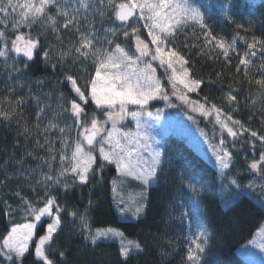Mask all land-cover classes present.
Masks as SVG:
<instances>
[{"label": "snow or ice", "instance_id": "snow-or-ice-1", "mask_svg": "<svg viewBox=\"0 0 264 264\" xmlns=\"http://www.w3.org/2000/svg\"><path fill=\"white\" fill-rule=\"evenodd\" d=\"M239 7L242 5L234 0L208 4L203 10L191 0H0V67L7 75L6 94L0 101L7 108L0 111V120L11 122L15 118L20 134L25 139L34 137L36 148L44 153L26 151L18 159L13 154L2 166L0 186L17 180L28 183L33 192L37 187L43 188L44 195L34 203L22 191H16V209L4 201V215L10 222L16 212L23 213L25 222L11 224L0 237V264H24L30 253L35 264H67L68 248H60L57 240L64 231L65 215L70 218L72 235L79 234L86 247L94 249L100 243L115 241L119 264H130L133 258L148 251L147 242L129 238L120 228L93 227L91 213L99 205L91 194L82 207V195L81 202L69 201L77 189L82 193L89 188L91 192L93 181L103 183L104 170L113 167L116 175L110 181V191L120 221L146 218L151 190L161 184L165 165L172 166V159L165 158L160 141L152 134L155 125L150 121L159 119L165 110H150L153 101L175 108L174 97L190 112L205 119L212 117L219 129L218 143L210 140L203 129L200 133L219 171L225 208L249 194L256 196L258 206L264 208V182L242 186L239 180L227 175L237 154L232 149L237 143H246L250 151L243 157L246 169L264 180V132L245 126L233 116L241 106L239 89L230 87L225 91L222 99L231 109L227 112L206 96L202 101L190 99L188 94H199L205 81L195 75L194 64L177 47L183 34L184 48H197L198 56L206 54L210 60L223 58L225 68L216 73L217 80L222 81L227 71L230 78L241 84H254L256 89H249L244 104L251 101L255 106L259 101L264 123V38L255 35L254 19H237ZM210 10L234 25L236 31L231 40L213 31L206 15ZM129 42L134 45V52L127 47ZM238 43L244 48L238 47ZM233 55L237 59L235 65ZM38 60L45 71L62 77L59 83L70 87L69 96L60 90L45 92L46 78L33 79L29 75ZM89 63L94 73L82 87L72 68L83 66L87 72ZM158 68L163 70L167 86L157 75ZM208 83L215 81L209 78ZM14 85L21 90L26 88L27 98L15 95ZM53 91H59L55 107L51 103ZM28 100L36 106L32 124L22 111ZM89 101L98 111L87 112ZM128 119L134 122V129L125 125ZM28 157L41 161L37 165L39 172L24 167ZM8 165H12L11 173ZM181 179L190 196L180 204L179 219L191 217L197 224L194 235L186 237L183 261L206 264L209 239L199 200L205 188L198 186V182L184 181L183 176ZM129 180L138 182L139 191L125 195L124 186ZM186 207L189 210H184ZM38 226H43L44 232L37 236ZM257 235L264 237V230ZM151 239L156 241L157 237L151 235ZM157 246L160 264H164L176 244L167 238ZM259 247L264 251V243ZM50 251H58L59 260L50 257Z\"/></svg>", "mask_w": 264, "mask_h": 264}, {"label": "trees", "instance_id": "trees-1", "mask_svg": "<svg viewBox=\"0 0 264 264\" xmlns=\"http://www.w3.org/2000/svg\"><path fill=\"white\" fill-rule=\"evenodd\" d=\"M195 6L203 9L208 4H221L224 0H191ZM239 7L237 19L241 17L252 18L255 21L254 32L255 35L264 38V0H234ZM209 17L208 23L212 26L215 33L222 35L226 40H231L236 31L234 25L227 24L223 19L219 18L217 11L210 10L206 13ZM243 22H246L243 21ZM99 27V24H97ZM26 31V29H24ZM11 34V33H9ZM43 39V38H42ZM50 39H54L50 37ZM122 39V37H121ZM185 37L183 34L179 37L177 47L184 53L194 64V73L197 77L204 79L205 83L201 89L198 90L199 94L194 93L190 95L192 100H201L207 97L209 101L220 105L224 111H231L229 106L222 99L225 91L230 87L239 89L241 106L233 116L240 119L245 126H250L264 132V123L259 114L261 106L259 101L255 106L249 101L248 105L244 104V98L249 95V89H256V86L248 85L247 82L243 84L230 78L227 71H224L222 81L217 80L216 73L224 70L225 65L223 58L220 60H210L207 55L198 56L196 53L197 48L187 49L182 46ZM192 40L191 37L188 38ZM127 47L131 49L132 43L129 42ZM238 47L244 48L243 44L238 43ZM237 63L236 57L233 55L232 64ZM235 72V67L232 68ZM255 71V70H254ZM72 73L81 79V86L83 87L84 81L94 73V67L89 63L88 71H84L83 66H76L72 68ZM29 75L35 79L37 76L45 77L47 80L45 92L49 89L63 91L67 97L70 93V87L65 83H59L62 77L58 73H53L50 70L45 71L43 65L39 63L33 65ZM258 75V73H257ZM211 78L215 83H208ZM7 75L5 69L0 67V101L4 100L6 94L5 81ZM12 84V81H8ZM15 95H23L27 98V89L21 90L18 85ZM35 89V84L32 85ZM43 95V94H42ZM59 95V91H53L51 103L55 107V97ZM6 103H0V111L6 110ZM86 110L89 114L93 113L94 107L89 103L86 105ZM23 115L29 124L35 120L36 106L34 102L28 100L22 108ZM255 113V114H253ZM46 122V121H45ZM21 130L17 127L16 120L13 118L11 122L0 120V178L3 177L5 160L13 154L18 159L26 151L39 152L40 155L44 153L36 148L35 138L25 139V136L20 134ZM59 146V142H57ZM231 147V142H229ZM163 151L165 158L172 159V166L165 165V175L162 178L161 184L151 190V200L146 209L147 216L140 220H129L127 223L120 221L117 216L115 207L112 203V194L110 191V181L115 177V170L111 167L104 170V181L101 184H95L91 189L84 188L82 193L79 189L71 196L69 203L76 204L81 202V195L83 196L80 206L87 203L89 194L93 200L97 202V207L92 213L93 227L113 226L120 228L131 239H138L141 242H147L148 251L139 257L133 258L130 264H160L158 244L164 243L167 238H172L176 244L175 250L170 253L164 264H184L183 255L186 247V237L194 235L197 231V224L194 219L181 221L180 217V204L189 199L190 193L188 189L183 186L181 177L184 181L192 180L203 185L205 191L200 195V206L204 212L202 217L204 226L208 233L209 248L208 253L204 257L206 264H247L238 255L239 249L244 243L249 241L254 234L264 226V208L257 204V197L249 194L239 198L234 206L225 208L221 203L222 193L220 178L217 176V170L206 159L201 157L187 141L180 135L170 134L163 140ZM234 153L233 165L227 170L229 177H234L240 181L241 185L248 183H261L264 182L261 177L250 173L246 169V164L243 159L244 155L250 154L249 146L245 143L241 145L237 143L235 148L232 149ZM41 161L28 157L24 167L26 169H36ZM44 171H47L45 168ZM8 172H12V165H8ZM39 178V177H36ZM227 181L225 180V183ZM132 184V183H129ZM16 191H22V194L30 198L35 203L39 197L44 195V189L37 187L33 192L28 183L12 180L11 182L0 186V237L6 234L11 224L25 222L22 217V212L13 213L11 222L9 217L4 215V201L12 205L16 209L19 205V199L13 195ZM59 191V190H57ZM225 198V197H224ZM184 210H189L187 207ZM64 231L61 233L57 240L59 247L68 248L67 264H119L118 244L113 241L109 243H100L94 249L90 246L86 247L82 238L77 235H72L73 227L70 223V218L65 215L64 217ZM44 227L38 226L37 236L43 234ZM157 237L156 241L151 239V235ZM56 245L53 248L56 249ZM34 249V245H32ZM49 256L59 260L58 251H50ZM24 264H35L34 255L27 254Z\"/></svg>", "mask_w": 264, "mask_h": 264}, {"label": "rangeland", "instance_id": "rangeland-1", "mask_svg": "<svg viewBox=\"0 0 264 264\" xmlns=\"http://www.w3.org/2000/svg\"><path fill=\"white\" fill-rule=\"evenodd\" d=\"M130 51L132 52L135 51L133 44ZM157 75L162 77V83L165 86H167V80L163 79L164 74L162 69L158 68ZM192 94L194 93H189L188 94L189 97ZM173 101L177 104V107L175 108L165 107L162 101L151 102L150 110H152L153 112L155 111L156 107H161L165 109L163 115L159 119L150 121L151 124L155 125L152 132L153 136H155V138L158 141H160V146H162V148H163V140L166 136L173 133L182 136L190 145V147H192L195 151H197V153L201 157L206 159V161H208L211 165H213V167L216 168L217 176L219 178V171L215 166L214 158L212 157L211 152L209 151V145L205 143V138L201 136L200 133V130L203 129L204 132L207 133L208 138L210 140H214L215 142L218 143L219 140L218 126L214 125L212 117L205 119L203 116L199 115L198 113L190 112L184 105L180 104L178 101H175L174 97H173ZM89 103L91 102L89 101ZM152 105H154V107ZM92 106L94 107L95 110V106L94 105ZM189 116H191L192 119H189ZM99 118L100 119L104 118L102 113H99ZM193 121L196 122L194 123ZM125 125L127 126L128 129H134L135 127L134 122H132L130 119L125 121ZM137 191H139L138 182L133 180H129L126 182L124 186L125 195ZM224 197H225V192L224 194L222 193V197H221V203L223 205H224L223 203ZM260 228L261 229L254 234V237H252L249 241H247L239 249H237L238 255L247 264H264V251H261L259 247L260 244L264 243V237L257 235L258 232L264 230V226Z\"/></svg>", "mask_w": 264, "mask_h": 264}]
</instances>
